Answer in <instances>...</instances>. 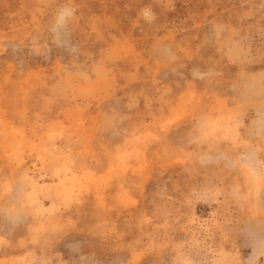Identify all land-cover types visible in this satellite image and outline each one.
Returning a JSON list of instances; mask_svg holds the SVG:
<instances>
[{
  "label": "rangeland",
  "instance_id": "obj_1",
  "mask_svg": "<svg viewBox=\"0 0 264 264\" xmlns=\"http://www.w3.org/2000/svg\"><path fill=\"white\" fill-rule=\"evenodd\" d=\"M0 264H264V0H0Z\"/></svg>",
  "mask_w": 264,
  "mask_h": 264
}]
</instances>
